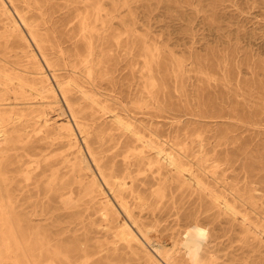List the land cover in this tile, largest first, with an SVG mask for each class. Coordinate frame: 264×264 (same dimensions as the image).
Segmentation results:
<instances>
[{
  "label": "bare ground",
  "instance_id": "6f19581e",
  "mask_svg": "<svg viewBox=\"0 0 264 264\" xmlns=\"http://www.w3.org/2000/svg\"><path fill=\"white\" fill-rule=\"evenodd\" d=\"M63 1L55 22L59 0H0V264H264L260 188L229 183L218 159L208 170L206 154L194 161L181 128L155 118L158 51L144 49L147 95L110 104L98 83L121 42L104 47L106 1ZM130 1L110 0L116 12ZM76 22L85 54L63 47Z\"/></svg>",
  "mask_w": 264,
  "mask_h": 264
},
{
  "label": "rangeland",
  "instance_id": "374dc122",
  "mask_svg": "<svg viewBox=\"0 0 264 264\" xmlns=\"http://www.w3.org/2000/svg\"><path fill=\"white\" fill-rule=\"evenodd\" d=\"M105 1L104 47L109 51L115 35L121 47L115 57L105 59L104 66L114 74L98 83L102 99L115 104L129 101L132 93L146 96L149 71L144 49L157 50L161 71L155 69V76L165 84L160 92L165 111L153 108L156 120L165 130L172 123L173 132L181 128L179 137L189 143L194 161L206 154L211 161L205 167L212 170L213 159H218L229 183L242 180L241 185L258 186L264 202V0H131L117 12L110 0ZM59 3L55 22L65 16V1ZM61 29L64 36L56 35H61L66 51L73 53L76 41L85 54L80 25ZM133 40L136 46L126 57ZM106 142L110 145L112 137L106 136ZM261 208L262 212V203ZM206 215L200 219L213 241L219 228L213 231L215 217ZM236 235L233 249L242 244ZM163 238L170 247V232ZM252 240L258 246L264 242ZM260 252L264 256V247ZM247 262L246 258L240 263ZM109 264L139 263L129 259Z\"/></svg>",
  "mask_w": 264,
  "mask_h": 264
}]
</instances>
